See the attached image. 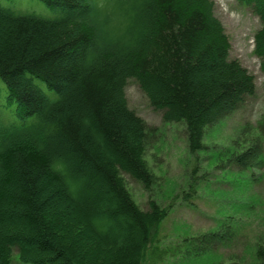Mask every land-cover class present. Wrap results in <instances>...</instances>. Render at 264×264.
I'll use <instances>...</instances> for the list:
<instances>
[{
  "label": "trees",
  "instance_id": "obj_1",
  "mask_svg": "<svg viewBox=\"0 0 264 264\" xmlns=\"http://www.w3.org/2000/svg\"><path fill=\"white\" fill-rule=\"evenodd\" d=\"M37 1L56 14L16 13L0 3V105L14 106L13 114L0 106V264H11L13 249L21 264H182L197 257L210 258L203 264H264L262 244L250 263L241 256L226 262L227 230L160 250L167 208L149 200L140 210L121 181L127 173L146 192L153 183L142 159L148 128L124 94L129 80L165 123L184 126L190 155L210 153L207 128L254 94L253 77L229 57L213 3ZM238 2L262 24L254 54L264 72V0ZM258 130L264 141V121ZM252 145L232 162L249 167L261 156L262 144ZM196 188L189 184V195ZM32 243L37 250L27 247Z\"/></svg>",
  "mask_w": 264,
  "mask_h": 264
},
{
  "label": "rangeland",
  "instance_id": "obj_2",
  "mask_svg": "<svg viewBox=\"0 0 264 264\" xmlns=\"http://www.w3.org/2000/svg\"><path fill=\"white\" fill-rule=\"evenodd\" d=\"M210 1L213 15L228 37L229 57L237 60L253 77L255 92L239 109L207 128L203 143L210 147V153L190 155L186 149L184 126L165 123L162 113L150 106L138 84L129 80L124 94L128 108L148 128L142 159L153 183L151 190L146 192L142 184L127 173H121V181L140 210H148L149 200L167 208L168 214L159 229L157 244L160 250L181 245L185 238L227 230L231 237L223 247L224 260L231 262L241 256L239 262L250 263L257 244L264 248V141L258 130L259 123L264 121V72L260 68V59L254 54V38L262 24L238 0ZM0 3L16 13L43 17L56 14L54 9L37 0H1ZM4 31L5 26L0 22V32ZM34 83L45 94H50L42 82L35 80ZM62 95L65 94L62 92ZM0 106H6L5 114H13L14 106L8 107L6 102H1ZM13 118L12 115L11 120ZM253 142L262 144L261 156L251 161L247 168L234 164L231 155L251 151ZM209 157L210 166L206 161ZM193 182L197 188L189 195V184ZM37 188L40 194L47 190L41 180ZM49 208L45 207L46 210ZM27 247L37 250L34 243ZM205 258L210 261L209 257ZM206 259L189 258L182 264H203ZM175 261L170 258L166 262H154L175 264ZM11 264H21L16 249L12 250Z\"/></svg>",
  "mask_w": 264,
  "mask_h": 264
}]
</instances>
